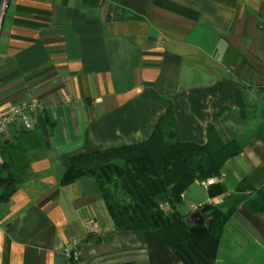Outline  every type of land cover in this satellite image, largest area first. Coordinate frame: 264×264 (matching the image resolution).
Segmentation results:
<instances>
[{
	"label": "crops",
	"instance_id": "1",
	"mask_svg": "<svg viewBox=\"0 0 264 264\" xmlns=\"http://www.w3.org/2000/svg\"><path fill=\"white\" fill-rule=\"evenodd\" d=\"M32 99L45 106L30 127L44 149L0 204V264H75L74 242L86 262L184 264L153 232L115 231L94 178L59 179L80 151L148 140L170 108L176 139L234 144L230 190L242 177L264 187V0H9L0 114ZM23 128L0 138V165ZM208 186L191 187L189 210ZM214 264H264V216L240 206Z\"/></svg>",
	"mask_w": 264,
	"mask_h": 264
},
{
	"label": "trees",
	"instance_id": "2",
	"mask_svg": "<svg viewBox=\"0 0 264 264\" xmlns=\"http://www.w3.org/2000/svg\"><path fill=\"white\" fill-rule=\"evenodd\" d=\"M171 120L168 108L146 141L76 153L59 186L94 178L115 231L153 232L184 264H214L225 227L240 206L264 216V187L256 190L242 177L230 190L222 175L234 155V144L212 147L182 142L171 133ZM43 149L37 128H23L16 142L3 148L0 204H8L31 178L29 158ZM208 181H213L207 188L209 197L219 198V202L202 203L197 211L211 224L188 225L186 220L193 212L188 209L186 194L191 187Z\"/></svg>",
	"mask_w": 264,
	"mask_h": 264
},
{
	"label": "built area",
	"instance_id": "3",
	"mask_svg": "<svg viewBox=\"0 0 264 264\" xmlns=\"http://www.w3.org/2000/svg\"><path fill=\"white\" fill-rule=\"evenodd\" d=\"M9 8V0H0V35L3 28L4 19ZM45 110L44 104L37 99H32L28 103L14 106L6 113L0 114V138L12 126H23L30 128L33 126V119L37 114H42ZM208 185L213 181H208ZM214 199L208 200V204L216 203ZM91 224L93 221L90 222ZM66 256L75 264H98L96 262L82 261L77 243L68 245L65 249Z\"/></svg>",
	"mask_w": 264,
	"mask_h": 264
},
{
	"label": "water",
	"instance_id": "4",
	"mask_svg": "<svg viewBox=\"0 0 264 264\" xmlns=\"http://www.w3.org/2000/svg\"><path fill=\"white\" fill-rule=\"evenodd\" d=\"M188 225H209L211 224L210 220H206L199 211H195L191 214V216L186 220Z\"/></svg>",
	"mask_w": 264,
	"mask_h": 264
},
{
	"label": "rangeland",
	"instance_id": "5",
	"mask_svg": "<svg viewBox=\"0 0 264 264\" xmlns=\"http://www.w3.org/2000/svg\"><path fill=\"white\" fill-rule=\"evenodd\" d=\"M208 183V182H207ZM215 201H216V199H214ZM196 211H197V209H196Z\"/></svg>",
	"mask_w": 264,
	"mask_h": 264
}]
</instances>
